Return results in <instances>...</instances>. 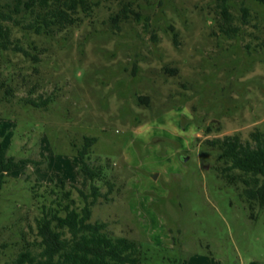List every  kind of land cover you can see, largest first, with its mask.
Segmentation results:
<instances>
[{"label": "rangeland", "instance_id": "rangeland-1", "mask_svg": "<svg viewBox=\"0 0 264 264\" xmlns=\"http://www.w3.org/2000/svg\"><path fill=\"white\" fill-rule=\"evenodd\" d=\"M14 1L0 0V11ZM100 2L53 38L6 21L39 61L0 51V148L18 161L0 190V264L38 249L44 211L84 205L85 137L96 138L86 162L111 183L95 181L90 221L136 241L142 264H264V209L251 217L242 185L219 174L206 142L264 133V6Z\"/></svg>", "mask_w": 264, "mask_h": 264}, {"label": "trees", "instance_id": "trees-1", "mask_svg": "<svg viewBox=\"0 0 264 264\" xmlns=\"http://www.w3.org/2000/svg\"><path fill=\"white\" fill-rule=\"evenodd\" d=\"M101 0H15L10 13L0 11V51L11 49L22 53L34 63L39 54L29 51L35 46L24 48L19 37L11 39V30L6 21H22V29L53 38L56 34L79 25L100 5ZM264 6V0H254ZM226 5L220 6V13H227ZM219 26L228 31L226 21L219 20ZM32 44V43H30ZM26 104L42 108L47 100L26 99ZM209 130V128H207ZM207 130V131H208ZM78 150L80 171L89 181L90 193L80 191L84 205L78 210L70 200L62 209L47 210L38 219V249L25 250L15 258L14 264H142L139 244L125 236H113L105 230V223L91 222V206L101 195L96 180L105 179L103 167L90 166L85 158L95 137H85ZM207 145L217 151L216 166L227 183H240V196L246 201L251 217H256L257 209H264V133L258 129L250 133L249 140L243 141L237 134H228L206 140ZM13 156H7L0 148V190L4 175L17 164ZM64 182H61L60 186ZM68 192L65 193L67 197ZM89 198H91L89 200ZM63 212V213H62Z\"/></svg>", "mask_w": 264, "mask_h": 264}, {"label": "water", "instance_id": "water-1", "mask_svg": "<svg viewBox=\"0 0 264 264\" xmlns=\"http://www.w3.org/2000/svg\"><path fill=\"white\" fill-rule=\"evenodd\" d=\"M184 160H187V157H184ZM155 177V176H154Z\"/></svg>", "mask_w": 264, "mask_h": 264}]
</instances>
